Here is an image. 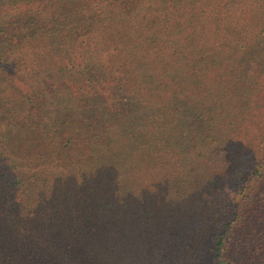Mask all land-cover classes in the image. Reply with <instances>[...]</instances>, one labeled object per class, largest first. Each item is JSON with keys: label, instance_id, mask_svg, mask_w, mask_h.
Returning <instances> with one entry per match:
<instances>
[{"label": "trees", "instance_id": "16d2710c", "mask_svg": "<svg viewBox=\"0 0 264 264\" xmlns=\"http://www.w3.org/2000/svg\"><path fill=\"white\" fill-rule=\"evenodd\" d=\"M263 235L264 0H0V264Z\"/></svg>", "mask_w": 264, "mask_h": 264}, {"label": "rangeland", "instance_id": "374dc122", "mask_svg": "<svg viewBox=\"0 0 264 264\" xmlns=\"http://www.w3.org/2000/svg\"><path fill=\"white\" fill-rule=\"evenodd\" d=\"M43 151V150H42ZM42 156H43V152H42ZM213 214V213H211ZM196 225V222L194 220H184L182 222V225L181 227H186L185 229V232L186 230L189 229V227H192L194 228ZM168 230L164 231L162 234H161V237L164 235V236H168ZM264 237V235L261 237V239ZM256 241V239H254ZM260 240V239H259ZM258 240V241H259ZM178 241H181L179 239H177V242L175 243L176 245H179L180 242ZM257 241V242H258ZM183 242V241H181ZM191 242L190 241H186L185 245H184V249L186 248V245L188 246V244ZM192 245H193V242H192ZM178 247V246H177ZM136 249V248H135ZM187 250V248H186ZM146 254L145 252L144 253H139L138 250L135 251V253L133 252V261L134 260H139L140 258V255H141V258L142 256ZM230 256V259L233 261L231 264L235 263V261H244L246 262V264H264V245H262L260 247V244L257 243L256 245L253 246V249H252V255L253 257L248 259V254H249V250H247L246 248H237L236 244H232L231 248H230V252H229ZM155 259V258H154ZM247 259V260H246ZM246 260V261H245ZM155 264H171V263H167L164 258H160L159 261H157L155 259ZM148 264V261L147 263ZM182 264H186L185 261H182ZM191 264H197L196 263H191ZM198 264H218L217 262L213 261L212 260V256L210 254H206V255H203V259L201 262H199Z\"/></svg>", "mask_w": 264, "mask_h": 264}]
</instances>
